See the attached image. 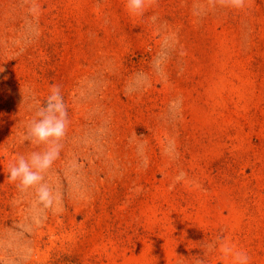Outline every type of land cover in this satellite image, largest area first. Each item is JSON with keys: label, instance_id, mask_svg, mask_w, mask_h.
I'll use <instances>...</instances> for the list:
<instances>
[{"label": "rangeland", "instance_id": "1", "mask_svg": "<svg viewBox=\"0 0 264 264\" xmlns=\"http://www.w3.org/2000/svg\"><path fill=\"white\" fill-rule=\"evenodd\" d=\"M125 5L0 0V264H264V0ZM52 85L45 208L8 172Z\"/></svg>", "mask_w": 264, "mask_h": 264}, {"label": "clouds", "instance_id": "2", "mask_svg": "<svg viewBox=\"0 0 264 264\" xmlns=\"http://www.w3.org/2000/svg\"><path fill=\"white\" fill-rule=\"evenodd\" d=\"M154 3L155 0H126L125 7L130 15H141L146 7ZM216 3L234 10H243L247 0H216ZM67 126V109L63 96L59 86L52 85L50 94L36 110L24 135L25 141L44 145V150L32 152L27 157L21 155L9 167L8 180L14 183L20 192H32L35 203L45 208L58 204V194L45 182V175L59 155ZM184 176V173H180L176 181L184 179ZM221 250L225 256L231 255L233 264H250V257L242 250L233 252L227 244H224Z\"/></svg>", "mask_w": 264, "mask_h": 264}]
</instances>
